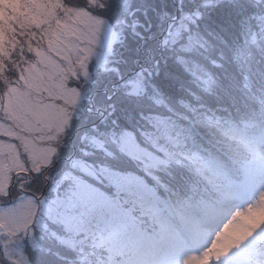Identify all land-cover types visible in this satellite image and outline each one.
I'll use <instances>...</instances> for the list:
<instances>
[{"label": "snow or ice", "instance_id": "obj_1", "mask_svg": "<svg viewBox=\"0 0 264 264\" xmlns=\"http://www.w3.org/2000/svg\"><path fill=\"white\" fill-rule=\"evenodd\" d=\"M0 31V264H264V0H19ZM207 239V243H203Z\"/></svg>", "mask_w": 264, "mask_h": 264}, {"label": "rangeland", "instance_id": "obj_2", "mask_svg": "<svg viewBox=\"0 0 264 264\" xmlns=\"http://www.w3.org/2000/svg\"><path fill=\"white\" fill-rule=\"evenodd\" d=\"M262 224H264V201H261L256 207L245 209L230 222L225 223L216 239L212 241L210 255L219 256L225 251L237 247ZM202 242L207 243V239ZM207 259L204 257L192 260L190 264H207Z\"/></svg>", "mask_w": 264, "mask_h": 264}, {"label": "trees", "instance_id": "obj_3", "mask_svg": "<svg viewBox=\"0 0 264 264\" xmlns=\"http://www.w3.org/2000/svg\"><path fill=\"white\" fill-rule=\"evenodd\" d=\"M20 12L19 0H0V28L6 20L11 19ZM3 40V32L0 31V41Z\"/></svg>", "mask_w": 264, "mask_h": 264}]
</instances>
